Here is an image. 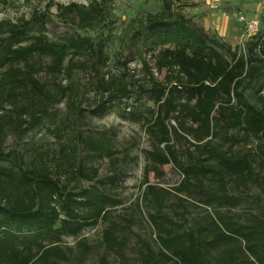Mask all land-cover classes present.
<instances>
[{
	"label": "trees",
	"instance_id": "1",
	"mask_svg": "<svg viewBox=\"0 0 264 264\" xmlns=\"http://www.w3.org/2000/svg\"><path fill=\"white\" fill-rule=\"evenodd\" d=\"M41 1L45 9L30 18L0 21V264H87L95 246L62 243L101 223L100 264L112 254L128 261L139 219L153 230L152 243L138 239L140 264H264V20L257 36L234 46L198 25L184 0H158L159 12L133 20L119 36L141 58L144 79L133 84L130 70L108 71L118 20L109 0ZM77 72L97 96L92 117L146 98L122 114L142 124L151 148L145 190L127 213L115 214L124 203L113 189L124 172L111 136L69 131L65 118L47 125L64 100L69 126L86 118ZM37 130L56 138L58 155L48 158L32 141L6 148L10 136L19 143ZM104 159L111 177L93 164ZM167 165L181 174L172 189L150 182V173L163 179ZM243 193L251 210L240 217L234 210L247 203ZM191 206L206 214L194 217Z\"/></svg>",
	"mask_w": 264,
	"mask_h": 264
},
{
	"label": "rangeland",
	"instance_id": "2",
	"mask_svg": "<svg viewBox=\"0 0 264 264\" xmlns=\"http://www.w3.org/2000/svg\"><path fill=\"white\" fill-rule=\"evenodd\" d=\"M188 5L186 12L193 16L195 21L200 26L208 27L209 29L214 28V32L218 33L222 25L223 14H229V31L230 36L228 40L231 41L232 45L236 46L235 36L233 30H240L243 35L244 28L240 24L239 16H246L248 19L255 18L258 15L261 21L264 20V0H184ZM89 0H54V5H69L71 3H78L87 5ZM48 2H42L41 0H0V21L12 20L17 21L21 18H30L35 10L43 11ZM110 9L115 15L117 20V30L114 32L117 34L111 41L108 47L109 69L113 75L121 76L127 70L134 75L131 82L137 84L135 81H143L145 72L142 68L141 58L130 55V49L119 39L120 34L129 31L131 22L139 17H143L146 13H157L161 10V2L158 0H109ZM258 9V10H257ZM53 13H56V8L52 9ZM260 14V15H259ZM234 24V25H233ZM264 26V23H263ZM264 28V27H263ZM237 45H244L242 38L238 40ZM150 65L154 66L152 58L147 57ZM121 63H125V66H121ZM155 72V70H154ZM63 79V85H69V81ZM88 77L85 73L77 72L74 76V86L76 87L78 94V102L81 104V108L84 111L86 118L80 119L76 124L69 126L65 121L68 111L67 101L64 100L55 109L57 110V117L48 122L49 127H54L61 123L64 119V124L67 126L69 131H86L88 128L98 129L100 131L107 132L113 143L120 151L118 158L120 159V166L123 168L124 174L121 179L118 180L113 189L118 194V198L123 201V207L115 211V214L127 213L125 209L130 208L134 205L142 196L145 190L144 179H145V157L144 151L150 150V140L145 132L141 123L130 120V118H123V112L126 111L128 114L131 110V106L137 107L142 103H146V98L143 97L140 101L136 102L133 97L129 100H124L121 103H117V106L113 111L103 117H92L89 115V109L97 103V96L92 90L91 85L88 83ZM148 106H152L151 102H148ZM69 122V123H70ZM34 137L32 140L31 138ZM34 142L36 147L42 150V153L51 158L59 154L60 144L56 138L47 133L45 130H37L30 134L22 142H17L13 136H10L6 142V148L12 150L15 148H23L27 143ZM255 145L244 147L243 150L253 149ZM32 147V146H29ZM94 166L100 171L102 177H111L113 175V166L108 159L98 160L93 162ZM117 167V166H116ZM165 176L163 179H157L154 173H150V182H160V186L168 189H172L178 184L181 179V174L175 170L173 165H167L163 167ZM70 181V180H69ZM73 183V182H72ZM257 191V190H256ZM255 193V189L248 193V196ZM247 194L243 193L242 198L247 203L236 208L234 211L240 217L245 216L246 212H249L250 199L246 198ZM175 201V200H173ZM192 214L194 217L203 216L206 214V208L201 206L195 208L191 206ZM139 224L134 227L133 234L130 235L128 242L127 257L128 261L121 262L115 255H108L109 264H140L139 251L140 243L138 239L147 240L151 242L152 228L145 220H138ZM106 224L101 223L96 228L86 229L81 237L75 239L73 237H67L62 243L63 248H76L77 243L80 240H87L91 245L95 246V250L91 254L87 261V264H100V258L104 255L103 250L99 247L98 241L102 239L103 230ZM152 243V242H151ZM156 250V246L153 244Z\"/></svg>",
	"mask_w": 264,
	"mask_h": 264
},
{
	"label": "built area",
	"instance_id": "3",
	"mask_svg": "<svg viewBox=\"0 0 264 264\" xmlns=\"http://www.w3.org/2000/svg\"><path fill=\"white\" fill-rule=\"evenodd\" d=\"M241 15L239 16V22L243 25L244 28L242 40L245 44L259 34V32L261 31L262 21L259 19L258 15L252 19H248L246 16Z\"/></svg>",
	"mask_w": 264,
	"mask_h": 264
},
{
	"label": "crops",
	"instance_id": "4",
	"mask_svg": "<svg viewBox=\"0 0 264 264\" xmlns=\"http://www.w3.org/2000/svg\"><path fill=\"white\" fill-rule=\"evenodd\" d=\"M258 10V9H257ZM229 22H230V16H229V14H223V18H222V25H221V27H220V29L218 30V35L220 36V37H223L224 39H226L227 41H229L230 43H231V41L230 40H228V37L230 36V31H229ZM239 22V21H238ZM240 23V22H239ZM241 24V23H240ZM234 25V24H233ZM203 28H205L207 31H211V32H214V28H208V27H206V25L205 26H202ZM242 27H243V25H242ZM233 31H235V32H233V34H234V36H235V41H236V45L238 44L237 42H238V40H240V38H242L243 37V35H242V32L239 30H233ZM217 33V32H216ZM232 44V43H231Z\"/></svg>",
	"mask_w": 264,
	"mask_h": 264
}]
</instances>
